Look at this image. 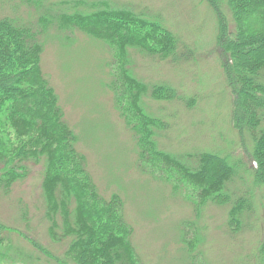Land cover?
I'll list each match as a JSON object with an SVG mask.
<instances>
[{
	"label": "trees",
	"instance_id": "1",
	"mask_svg": "<svg viewBox=\"0 0 264 264\" xmlns=\"http://www.w3.org/2000/svg\"><path fill=\"white\" fill-rule=\"evenodd\" d=\"M204 1L217 22L216 49L232 96L230 120L246 162L221 151L159 148L156 134L163 130L162 122L145 110L143 98L166 103L182 98L165 82L136 77L129 68L131 52L174 64L192 53L160 15L138 14L108 0H80L48 5L32 24L0 16V195H8L12 183L26 177L28 164L42 165L47 233L60 242L68 239L64 255L69 262L143 264L131 242L132 227L124 218L121 197L98 192L83 155L75 149L76 136L58 96L42 72L43 43L53 34L67 39L79 32L104 42L115 72L108 89L114 94L113 108L135 140L137 169L181 194L196 215L208 203L229 206L228 227L234 233L253 208L256 188L264 187V0ZM12 233L0 223V244L11 246ZM194 239L186 228L181 230L187 264ZM39 249L56 263L69 264L50 247ZM257 252V261L264 264V238ZM0 259L8 255L1 252Z\"/></svg>",
	"mask_w": 264,
	"mask_h": 264
},
{
	"label": "rangeland",
	"instance_id": "2",
	"mask_svg": "<svg viewBox=\"0 0 264 264\" xmlns=\"http://www.w3.org/2000/svg\"><path fill=\"white\" fill-rule=\"evenodd\" d=\"M63 1L80 0H0V16L32 24L39 20L44 7ZM108 1L128 5L138 14L160 15L166 28L192 51L191 56L178 58L181 62L176 64L131 52L129 68L136 77L147 83L165 82L182 98L171 103L143 98L145 110L162 122L163 130L156 134L159 148L181 153L221 151L246 162L230 120L232 96L216 49L217 22L206 2ZM223 11L231 21L230 12L226 13L225 7ZM43 44L41 69L58 96L67 125L74 131L75 149L83 155L98 192L106 198L114 193L121 197L124 218L132 227L131 242L142 263L187 264L179 240L186 228L195 238L191 256L187 255L189 264H259L264 187L256 188L253 208L234 233L228 227L229 206L208 203L196 215L181 194L137 169L135 140L113 108L114 94L108 89L115 72L104 42L77 32L67 39L53 34ZM28 171L23 180L12 183L8 195H0V223L13 229L11 246L0 244V257L1 252L8 255L0 264H58L39 248L50 247L54 256L65 260L69 241L48 236L41 189L43 167L28 164Z\"/></svg>",
	"mask_w": 264,
	"mask_h": 264
}]
</instances>
